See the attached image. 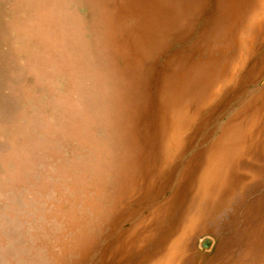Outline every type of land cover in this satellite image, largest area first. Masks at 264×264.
<instances>
[{"label":"rangeland","instance_id":"rangeland-1","mask_svg":"<svg viewBox=\"0 0 264 264\" xmlns=\"http://www.w3.org/2000/svg\"><path fill=\"white\" fill-rule=\"evenodd\" d=\"M0 264H264V0H0Z\"/></svg>","mask_w":264,"mask_h":264},{"label":"bare ground","instance_id":"bare-ground-1","mask_svg":"<svg viewBox=\"0 0 264 264\" xmlns=\"http://www.w3.org/2000/svg\"><path fill=\"white\" fill-rule=\"evenodd\" d=\"M243 52V51H242ZM237 70V69H236ZM112 81V80H111ZM112 85V84H111ZM111 89V88H110ZM112 92V91H111ZM252 95V94H251ZM116 99H117V97H115ZM117 104V103H116ZM117 113V112H116ZM117 115H118V113H117ZM228 142H230V141H228ZM43 220V219H42ZM116 220V219H115ZM98 223V222H97Z\"/></svg>","mask_w":264,"mask_h":264}]
</instances>
